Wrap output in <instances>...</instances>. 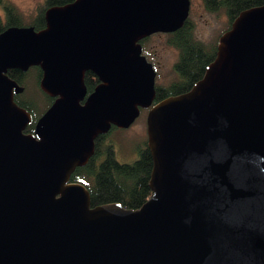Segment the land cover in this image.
<instances>
[{"label": "water", "instance_id": "1", "mask_svg": "<svg viewBox=\"0 0 264 264\" xmlns=\"http://www.w3.org/2000/svg\"><path fill=\"white\" fill-rule=\"evenodd\" d=\"M189 0H72L0 32V264H264V3L240 10L185 91L153 102L139 39L177 29ZM41 69L29 111L5 71ZM98 79L86 94L83 75ZM147 108L149 197L90 206L69 181L111 125Z\"/></svg>", "mask_w": 264, "mask_h": 264}, {"label": "trees", "instance_id": "2", "mask_svg": "<svg viewBox=\"0 0 264 264\" xmlns=\"http://www.w3.org/2000/svg\"><path fill=\"white\" fill-rule=\"evenodd\" d=\"M69 1L72 0H41L37 3L33 14L25 19L11 1L0 0L2 9L0 32L11 25H31L34 29H39L44 25V10L48 6L60 5ZM201 1L206 10L222 11L225 14L226 28L240 10L264 3V0ZM191 30L192 23L186 17L177 29L168 32V41L178 50V57L173 68L185 80L193 81L202 75L204 66L213 58L216 42L206 45L195 39ZM147 38L148 36L139 39L141 47ZM5 73L21 87L20 91L13 94V100L31 114V121L23 129V132H30L35 119L50 104L53 97L40 89L38 81L41 69L37 65L29 66L26 70L8 68ZM30 73L33 87L42 95L43 110L37 107L33 92L29 90V83L25 84L26 75ZM83 81L87 94L93 89L98 79L91 71L86 70ZM187 88L185 85L175 86L174 84L157 88L153 102L163 96L185 91ZM115 128L117 127L111 125L107 132L95 136L93 153L83 165L73 169L68 180L79 182L87 189L90 206L105 202H118L123 207L137 208L151 193L147 183L151 169L150 153L144 140L141 146L137 147L136 158L131 161H119L115 156L114 143L106 138L108 133Z\"/></svg>", "mask_w": 264, "mask_h": 264}, {"label": "rangeland", "instance_id": "3", "mask_svg": "<svg viewBox=\"0 0 264 264\" xmlns=\"http://www.w3.org/2000/svg\"><path fill=\"white\" fill-rule=\"evenodd\" d=\"M9 1L25 19H28L41 0ZM0 15L2 17L1 5ZM187 18L192 23L193 37L206 45L215 43L227 25V18L222 11L206 10L201 0H189ZM168 36V32L151 33L142 46L143 54L156 68V82L161 84L172 77L171 70L177 58V49L168 41ZM25 84L32 90L37 107L43 110L42 95L33 87L31 73L26 75ZM145 115L146 109H142L129 126L109 130L106 138L114 143L115 156L119 161H131L137 157V147L141 146L146 138Z\"/></svg>", "mask_w": 264, "mask_h": 264}, {"label": "flooded vegetation", "instance_id": "4", "mask_svg": "<svg viewBox=\"0 0 264 264\" xmlns=\"http://www.w3.org/2000/svg\"><path fill=\"white\" fill-rule=\"evenodd\" d=\"M219 36V35H218ZM217 39H218V37H217ZM217 42V41H216ZM215 45H216V43H215ZM177 49V48H176ZM143 53V52H142ZM146 57V56H145ZM177 57H178V50H177ZM146 59H147V57H146ZM148 60V59H147ZM176 60H177V58H176ZM175 60V61H176ZM175 61H174V63H175ZM173 63V64H174ZM152 64V63H151ZM152 66H153V69H154V94H155V91H156V89L157 88H164V87H166V86H168V85H171V84H174L175 86H180V85H182V86H186V87H190L198 78H200V77H198V78H195V80H193V81H191V80H185L184 79V77H182V76H179V73L175 70V68H172V70H171V72H172V77L171 78H168L167 79V81H165V83H159V82H156V76H157V71H156V68H155V66L152 64ZM179 93V92H178ZM174 94H176V93H174ZM142 109H146V111H147V108H140L139 109V112L142 110ZM35 122V121H34ZM34 126V125H33ZM108 131V130H107ZM30 132H33V129H32V131H30Z\"/></svg>", "mask_w": 264, "mask_h": 264}]
</instances>
